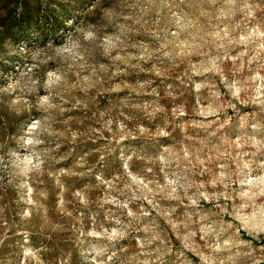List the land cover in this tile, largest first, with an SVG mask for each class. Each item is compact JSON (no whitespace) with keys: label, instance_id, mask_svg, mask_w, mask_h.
Returning <instances> with one entry per match:
<instances>
[{"label":"rangeland","instance_id":"1","mask_svg":"<svg viewBox=\"0 0 264 264\" xmlns=\"http://www.w3.org/2000/svg\"><path fill=\"white\" fill-rule=\"evenodd\" d=\"M23 2L0 264H264V0Z\"/></svg>","mask_w":264,"mask_h":264},{"label":"trees","instance_id":"2","mask_svg":"<svg viewBox=\"0 0 264 264\" xmlns=\"http://www.w3.org/2000/svg\"><path fill=\"white\" fill-rule=\"evenodd\" d=\"M17 1V2H16ZM24 3L23 0H15V7L12 10L7 11V14L4 17H0V25L15 38L18 34L24 33L27 26H30V23L25 21L24 17L28 16L29 9H26L25 12L18 14V4ZM25 13V15H24ZM26 22V23H25ZM2 23V24H1ZM20 39L28 41L29 38L25 36H20Z\"/></svg>","mask_w":264,"mask_h":264}]
</instances>
